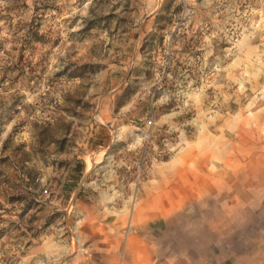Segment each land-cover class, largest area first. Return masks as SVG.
Returning a JSON list of instances; mask_svg holds the SVG:
<instances>
[{"label":"rangeland","instance_id":"obj_1","mask_svg":"<svg viewBox=\"0 0 264 264\" xmlns=\"http://www.w3.org/2000/svg\"><path fill=\"white\" fill-rule=\"evenodd\" d=\"M0 264H264V0H0Z\"/></svg>","mask_w":264,"mask_h":264},{"label":"crops","instance_id":"obj_2","mask_svg":"<svg viewBox=\"0 0 264 264\" xmlns=\"http://www.w3.org/2000/svg\"><path fill=\"white\" fill-rule=\"evenodd\" d=\"M168 200L170 201V202H173V204H172V207H174L175 208V204H176V202H177V198L176 197H174V196H172L171 194H169V197H168ZM170 206V208H171V204L169 205ZM169 213L170 214H172V211H171V209H169ZM145 237H138V241L139 242H141L142 244H146V239H144ZM143 246V248H142V251H147V247L145 246V245H142ZM148 256V255H147ZM144 257H146V256H144Z\"/></svg>","mask_w":264,"mask_h":264}]
</instances>
